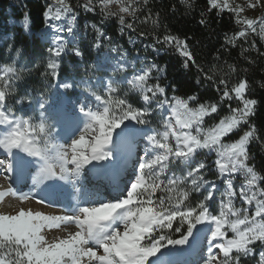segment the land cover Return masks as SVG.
<instances>
[{
	"label": "snow or ice",
	"instance_id": "snow-or-ice-1",
	"mask_svg": "<svg viewBox=\"0 0 264 264\" xmlns=\"http://www.w3.org/2000/svg\"><path fill=\"white\" fill-rule=\"evenodd\" d=\"M148 3L85 0L78 6L87 12L99 9L102 20L115 18L123 34L125 29L135 32L137 21L159 26L158 13L156 18L151 12L142 19L138 15L140 5ZM180 3L192 7V0ZM112 4L118 5V12L111 10ZM207 5V11L215 10L217 16L229 13L238 26L233 34H225V51L242 41L241 56L249 50L244 43L264 56L256 48V39H249L264 43V15H245L264 8V0H207ZM70 14L74 20L70 0H55L44 13L46 20L57 21ZM200 23L206 21L202 18ZM63 31L71 35L73 27L56 28L54 46L48 49L46 75L53 80H59V58L68 44L59 34ZM98 36H104L102 30ZM155 40L172 46L184 58L185 68L195 66L218 99L201 102L196 94L169 97L159 77H153L154 70L161 71L156 64L134 70L129 78L124 73L130 64L120 56L107 64L111 69L107 79L84 80L80 85L65 81L56 86L65 92L43 94L33 115L28 111L31 99L17 97L22 70L11 62L0 67V150L4 154L0 168L6 173L0 182V204L14 198V206L9 201L12 211H0V264H177L169 257L184 253L198 255L195 264L249 260L264 264V173L250 163L249 152L250 143L260 139L250 120L259 102L248 96L246 77L229 86L227 77L238 70L234 64L225 62V76H214L196 64L187 39L164 34ZM21 52L17 49L16 55ZM75 55L83 54L76 49ZM124 84L128 90L120 94ZM81 85L75 98L66 94ZM260 86L264 88V83ZM129 90L138 94L139 106L130 102ZM11 100L26 102L27 107L18 110L23 114L14 111ZM222 111L226 114L220 115ZM153 113L160 116L156 127H152ZM214 117L218 121L209 124ZM244 125L242 135L231 139ZM199 155L205 159L197 160ZM213 155L210 165L207 158ZM212 170L216 180L206 179ZM88 173L108 184L89 190L83 183ZM28 179L33 191L13 187H27ZM102 187L111 193L105 195ZM69 189L76 194L74 204L59 212L43 210L53 207ZM194 193L201 198L193 201ZM209 202L216 205L214 211ZM33 203L40 207L34 208Z\"/></svg>",
	"mask_w": 264,
	"mask_h": 264
},
{
	"label": "trees",
	"instance_id": "trees-1",
	"mask_svg": "<svg viewBox=\"0 0 264 264\" xmlns=\"http://www.w3.org/2000/svg\"><path fill=\"white\" fill-rule=\"evenodd\" d=\"M70 2L76 14L75 19L81 27L84 26V22H87L97 25L108 38L113 40L125 38V35L123 36L120 31L121 26L115 18L102 20L99 9L95 12L85 13L84 9L78 6L85 0H70ZM54 4L55 0H0V10L5 11L10 7L15 20L20 22V26L16 28L15 42H21L24 49L30 53H36L46 45L45 38L49 37L48 24L51 20H46L44 13L49 6H54ZM173 6L175 7L174 11ZM140 7L141 11L138 15L141 19L148 12L153 14V18H156L155 14L158 13L159 26L154 27L151 21L145 23L137 21L135 32L127 29L123 32V34L135 38L137 44L132 48L126 43L124 47L134 57L132 68L138 66L137 59L144 54L141 50L142 45L153 46L162 52L160 55L151 53L150 57L159 68L166 67L165 76L159 79V82L166 87L169 97L173 95L187 97L196 94L198 99L203 102L218 99V94L207 81L202 79L195 66L191 64L187 68L183 66L184 58L172 46L156 43L155 37H162L164 34L178 36L182 40L187 39L196 64L214 76L224 77L228 72L227 64H234L238 70L227 77L229 86L241 78H247L250 85L248 96L259 102L255 115L250 118L251 123L256 125L260 137L259 140H255L249 145V152L252 156L250 163H254L257 170L264 173V88L260 86L261 83H264V56L258 55L256 50L249 48L247 43H244L243 47L249 50L241 56L242 49L239 45L243 43L242 41H238L236 47L228 46L225 51L222 47L225 34H233L237 31L238 26L233 23L227 12L221 16H217L215 10L208 12L207 0H192L190 9L182 5L180 0H149L146 6L141 4ZM202 18L206 21L205 24L200 23ZM26 23L29 25L28 31H25ZM139 32H145L148 35L139 36ZM249 39H256V48L260 52H264V43L256 37ZM84 51L86 52V50ZM4 55L5 48L0 46V65ZM68 56L69 53L65 50L62 57L65 59ZM249 60L252 63H249ZM63 62L66 63L65 60ZM198 81L201 82L198 83ZM224 114H226L225 111L220 113V115ZM209 121H218V117ZM245 128L247 125L234 132L231 139H238ZM245 264H252V261H246Z\"/></svg>",
	"mask_w": 264,
	"mask_h": 264
},
{
	"label": "rangeland",
	"instance_id": "rangeland-1",
	"mask_svg": "<svg viewBox=\"0 0 264 264\" xmlns=\"http://www.w3.org/2000/svg\"><path fill=\"white\" fill-rule=\"evenodd\" d=\"M237 2H242V0H237ZM111 10L113 12H118V5L112 4ZM87 13V11H84ZM245 15L255 18L260 15H264V8H257L255 10L246 11ZM66 17L62 20H51L48 24L50 34L49 37L45 38L46 45L41 47L36 53H30L25 50L21 42L16 43L14 36L16 33V28L20 26V22L16 21L13 17V11L9 7L5 11L0 10V46L5 48V55L0 67L7 65L9 62L15 64L18 68L22 70L21 79L17 82V97L21 100L31 99L32 106L29 109V114L35 115L33 109L37 108L36 101L43 98V94L48 93L49 95L56 92H65L64 89L56 87L58 84L65 81H75L78 85L81 84L84 80H90L95 82L100 78L107 79L106 73L111 74L110 67L107 64H114L115 61L112 60V57L123 56L124 59L128 61L130 67L124 75L131 77L134 70H138L149 64H156L152 57L151 53L154 55H160L162 52L155 49L153 46L144 44L141 46L144 54L140 55L137 59L138 66L132 68L134 63V57L129 50L124 47V44H129L132 48L137 44V40L128 34H122L125 38L121 40H113L107 37H99L98 30L99 27L95 24H89L84 22V26L81 27L77 22V19H71ZM130 17H126L128 19ZM67 26L73 27V34L69 35L66 31L60 32L59 34L68 41L66 50L69 53V56L65 59L62 57L59 58L60 70H59V80H53L48 75H46V64L50 58V53L48 49L53 47V39L56 34L55 29L58 27ZM99 43V47L95 45ZM117 49L116 52H113L112 49ZM17 49H22L21 55L17 56ZM83 54L82 56L75 55V50ZM86 50V52L84 51ZM147 54H149L147 56ZM65 60V64L64 61ZM107 62V63H106ZM98 66H104L102 70H97ZM161 71L153 72V77H159V79L165 76L166 67L160 68ZM115 79H122V76L119 74H113ZM125 90H128L126 84L122 85L120 94H123ZM82 91V85L80 87H75L73 89L67 90L66 94L69 97L75 98ZM25 92L28 93V97L25 98ZM128 98L130 102L134 103L136 106L140 105L138 94L134 90L128 91ZM10 103L14 104V111H17L18 115L23 114L18 111L19 109H24L27 107L26 102L22 104H16L15 100H11ZM155 107V104H153ZM160 116L158 113H153V124L152 127H156L159 122ZM212 123V121H208ZM245 126V125H244ZM243 127V126H242ZM241 127V128H242ZM240 130V129H239ZM238 131V130H237ZM143 143L140 145V150L142 152ZM214 155L207 158V162L211 165ZM197 160L205 159L203 155L196 157ZM178 175L181 173L178 171ZM206 179L216 180V175L214 170L208 171L205 175ZM220 181H217V184L220 185ZM201 198L200 194H193V201ZM215 199L217 203L219 201V193L216 194ZM237 206H239V201H237ZM210 210H215L216 205L209 202ZM58 208V207H57ZM62 209V208H61ZM198 227H200L198 225ZM172 247V246H169ZM179 247V246H178ZM162 252H167V249H162ZM159 255V254H158ZM177 257V258H176ZM175 259H181L176 261L177 264H195L198 259V255L192 253L176 254Z\"/></svg>",
	"mask_w": 264,
	"mask_h": 264
},
{
	"label": "bare ground",
	"instance_id": "bare-ground-1",
	"mask_svg": "<svg viewBox=\"0 0 264 264\" xmlns=\"http://www.w3.org/2000/svg\"><path fill=\"white\" fill-rule=\"evenodd\" d=\"M143 153L140 150V155H142ZM4 158V154L3 151L0 150V159ZM130 167V166H129ZM6 175V173L3 172V169L0 168V182H2V177ZM124 179H126V175L125 176H121L120 180L121 182L124 181ZM29 183H31V179H28L27 181V187L23 186V185H13V187H20L22 188V191L27 193L29 191H33L34 189L32 188V186L29 185ZM63 183V182H61ZM85 187H87L89 190H93L97 185H107L108 181L107 180H100L98 179L94 174L92 173H88L86 179L83 181ZM32 185V183H31ZM101 191L104 192L105 195L111 193V189L110 188H101ZM36 193H40L39 191H37ZM41 194V193H40ZM76 194L74 192H72L70 189L68 191H66L62 196L59 197V202L55 203L53 205V207L49 208V207H44V211L46 212H52V211H56L59 212L60 210H62L63 208H65L69 203H75V199L74 196ZM37 196V195H36ZM40 196H37V198H39ZM9 201H13V206H14V198H6L5 203L0 204V211H4V212H9L12 211V206H10ZM32 206L34 208H38L40 207V205H37L35 203L32 204ZM58 207V208H57ZM62 208V209H61ZM176 255H172L169 257V259L174 260V261H180L181 259H175ZM177 258V257H176Z\"/></svg>",
	"mask_w": 264,
	"mask_h": 264
}]
</instances>
